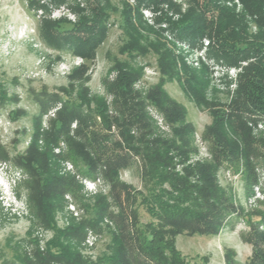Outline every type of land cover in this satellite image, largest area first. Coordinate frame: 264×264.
I'll return each instance as SVG.
<instances>
[{
  "label": "trees",
  "instance_id": "1",
  "mask_svg": "<svg viewBox=\"0 0 264 264\" xmlns=\"http://www.w3.org/2000/svg\"><path fill=\"white\" fill-rule=\"evenodd\" d=\"M65 1L56 2L60 4ZM127 1L122 0L123 8L119 11L121 27L127 38L119 53L134 59L136 54L145 53L144 47L138 44L140 36L134 23L137 21L138 26L143 28L140 11L151 9L157 12L161 5H170L174 0H135L133 8ZM225 1L189 0L188 11L177 21L170 22L175 37L192 46L204 38L209 39L212 42L210 56L226 65L250 61L244 74H239L237 97L228 112L215 110L213 122L204 133V138L210 142L213 163L187 167L182 176L168 170L172 162L170 152L185 158L192 150L189 144L192 126L174 129L179 144L150 138L151 125L144 114V103L131 90L135 75L125 72H120L110 88L115 95L118 116H109L106 107L101 104L95 111L85 113L87 100L84 94L80 95L79 102L67 98L52 120L51 129L45 132L46 147L40 152L37 146L41 135L40 118L59 100L57 96H49L42 91L36 100L40 110L34 118L35 133L31 146L25 155L14 158L15 164L29 176L26 183L30 190L29 199L39 224L54 229V215L63 208L64 196L70 194L78 199L80 195V186L74 178L59 176L49 169L50 164H55L52 149L60 139L68 144L66 158L75 164L78 172L89 179L102 176L110 184V193L109 197H96L92 206L83 205L88 216L64 230H55L53 240L43 251L31 242L33 249L29 256L20 250L19 244L12 245V241H9L12 258L5 260L4 264H191L176 249L175 236L180 233L218 234L226 216L235 210L227 202L228 198H221L223 194L216 183V171L219 167L227 166L238 172L241 166L243 179L248 192H251V188L258 183L256 167L264 163V141L254 140L247 127L248 121H256L264 116V0H240L242 14H236L234 9L225 6ZM87 2L91 6L87 12L74 8L79 19L71 27L63 21L44 20L41 35L48 46L65 49L85 60L93 59L106 37L105 20L110 16L107 11L114 9L107 2L104 5L98 0ZM246 15L256 18L257 34L248 33ZM154 48L159 55L161 74L174 76L176 58L161 43L156 42ZM120 64L117 61L115 65ZM85 70V66L81 67L72 77L83 76ZM182 70L184 82L194 101L199 106H207L199 83L207 70L195 72L185 66ZM159 87L151 90L147 99L165 115L170 124L182 123L181 107L167 99ZM84 89L85 92L88 90L86 87ZM6 99V92L0 86V104ZM14 101L17 99L14 98ZM73 122H76V129L71 133ZM112 126L116 127L119 140H115L111 133ZM133 129L137 136L131 134ZM130 154L141 161L142 176L151 182L152 188L147 189L146 194L133 190L118 179V172L132 159ZM0 158L8 160L7 153L1 147ZM164 184L168 185L169 190L162 187ZM112 205L118 208L116 214L110 210ZM140 208L151 218L145 224L140 220ZM257 216L264 224V212H258ZM105 218L115 227L114 231L108 230V254L91 262L80 254L77 246L85 241L86 230L102 233ZM245 240L254 247L252 257L245 264H264V250L261 249L264 233L257 230V224L252 225V232ZM225 257L226 264H239L233 251L226 250Z\"/></svg>",
  "mask_w": 264,
  "mask_h": 264
},
{
  "label": "rangeland",
  "instance_id": "2",
  "mask_svg": "<svg viewBox=\"0 0 264 264\" xmlns=\"http://www.w3.org/2000/svg\"><path fill=\"white\" fill-rule=\"evenodd\" d=\"M56 1L0 0V86L7 96L5 102L0 104V147L8 155V160L0 158V264H4L5 260H11L12 251L8 247L14 243L19 244L20 250L29 256L33 244L43 251L53 240L55 230H64L88 216L83 205L92 206L96 197H109L110 193V184L102 176L89 179L78 172L75 164L66 158L68 144L60 139L52 149L55 164H50L49 169L57 172L59 176L74 178L80 186V195L78 199L70 194L64 196L63 208L58 209L54 215V229H47L39 224L29 199L30 190L26 184L29 176L15 164L14 158L25 155L31 146L35 133L34 118L40 110L36 100L42 91L49 96H57L59 100L40 118L41 135L37 142L40 152L46 147L43 136L51 129V122L64 100L70 98L79 102L80 95L84 94L87 100L84 105L85 113L88 110L95 111L101 104L106 107L109 116H118L119 110L115 95L110 89L111 85L120 72L133 73L135 79L131 84V90L139 96L138 100L144 103V114L151 125L150 138L175 141L179 144L174 129L185 125L192 126L190 153L182 158L170 152L172 162L168 170L182 176L187 167L213 163L210 142L204 138V133L213 122L215 110L228 112L229 106L237 97L240 83L241 76L232 78L233 74L230 73L228 77L230 70L226 72L227 68H221L222 61L210 56L212 42L209 39L204 38L209 40V45L204 50L203 40L192 46L177 39L171 31L170 22L177 21L188 11L189 0H174L170 5H161L157 12L151 9L140 11L143 28L138 26L137 21H133L140 36L138 44L144 47L145 53L136 54L134 59L119 53L120 47L127 40L119 17V11L123 8L122 0H98L101 5L109 3L114 11H107L110 16L105 20L106 37L98 46L92 60L75 56L65 49L52 48L43 40L41 32L44 20L63 21L71 27L79 19V14L74 8L87 12L91 7L87 0H66L60 4ZM229 1L224 2L225 6L234 9L236 14L243 13L242 4L227 5ZM126 3L132 8L136 4L135 0H128ZM144 10H149L150 14L143 12ZM255 19L245 16L250 35L258 32ZM156 42L161 43L164 49L170 51L176 58V74L172 77L161 74L159 55L154 48ZM117 61L121 64L115 65ZM249 63L250 61L242 68L241 75ZM83 66L86 67L83 76L72 77L74 72ZM183 66L195 72L207 70L205 77L199 81L207 106H199L189 93L184 82ZM158 85L167 99L181 107L182 123L170 124L165 115L147 99L151 90ZM85 87L88 89L86 92ZM14 98L17 101H14ZM262 119L264 120V116H260L256 121ZM96 121L98 124L101 122L99 118ZM256 121H248L247 127L254 140L264 141V126L255 129L248 126L249 122ZM70 128L73 133L76 122H73ZM111 133L115 140H119L115 126L111 127ZM131 134L137 136L136 130L133 129ZM130 155L131 161L118 172V179L133 190L146 194V190L152 188L151 182L142 176L141 161L135 155ZM256 171L258 183L251 188V192H248L241 166L238 172L227 166L218 168L215 178L223 194L221 198H228L227 202L235 211L226 216L215 236L177 234L174 239L175 247L183 259L191 264H226V250L234 252L239 264H245L252 257L253 244L245 238L251 234L252 225L255 224L257 230L264 233V224L261 217L257 216L258 212H264V163L258 164ZM162 187L169 190L166 184ZM110 210L115 214L118 212V208L113 205ZM139 212L142 224L151 219L144 209L140 208ZM102 225L104 229L102 233L86 230L88 240L77 246L80 254L91 262L96 261L99 256L108 254L107 246L110 242L108 230L114 231L115 227L108 218L103 220ZM9 241H12V245H8ZM261 249L264 250V245Z\"/></svg>",
  "mask_w": 264,
  "mask_h": 264
},
{
  "label": "built area",
  "instance_id": "3",
  "mask_svg": "<svg viewBox=\"0 0 264 264\" xmlns=\"http://www.w3.org/2000/svg\"><path fill=\"white\" fill-rule=\"evenodd\" d=\"M232 4H234V5H238V6H240L241 5V2H240V0H230L229 1V3L227 4V5H232ZM143 12H145V13H147V14H150V11L149 10H144ZM144 13V14H145ZM203 48H204V50H206V47H208V45H209V40H207V39H203ZM200 51H203V50H200ZM194 53H196V52H194ZM201 53H203V52H201ZM202 57V56H201ZM199 60H204V59H199ZM249 61H244V62H240V63H238L237 65H235V66H227V65H225V64H221L222 65V69H224V68H227V69H225L226 70V72L228 71V70H230V72H228V77H229V75H231L230 73H232L233 75H232V78L234 77V78H236V77H238L239 76V74L242 72V68L244 67V66H246L247 65V63H248ZM220 66V65H219ZM231 77V76H230ZM231 79V78H230ZM248 126L249 127H253V129H255L256 127L257 128H262L263 126H264V120L262 119V120H259L258 122H256V123H253V122H249V124H248ZM88 239H87V237H86V239H85V243H86V241H87Z\"/></svg>",
  "mask_w": 264,
  "mask_h": 264
}]
</instances>
